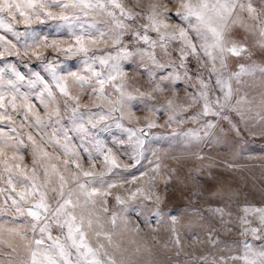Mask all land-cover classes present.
I'll list each match as a JSON object with an SVG mask.
<instances>
[{"label":"clouds","instance_id":"9594fccd","mask_svg":"<svg viewBox=\"0 0 264 264\" xmlns=\"http://www.w3.org/2000/svg\"><path fill=\"white\" fill-rule=\"evenodd\" d=\"M0 264H264V0H0Z\"/></svg>","mask_w":264,"mask_h":264}]
</instances>
